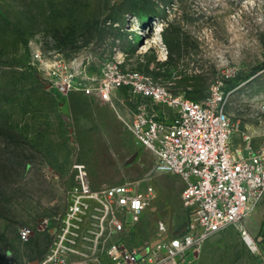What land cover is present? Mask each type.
I'll use <instances>...</instances> for the list:
<instances>
[{
  "label": "rangeland",
  "instance_id": "rangeland-1",
  "mask_svg": "<svg viewBox=\"0 0 264 264\" xmlns=\"http://www.w3.org/2000/svg\"><path fill=\"white\" fill-rule=\"evenodd\" d=\"M110 61L196 102L222 96L234 148L264 143V0H0V264L56 263L53 238L81 175L92 188L134 182L146 196L133 242L160 222L191 230L180 178L156 171L118 115L125 95L112 104L68 87ZM243 225L211 236L198 264H264V196Z\"/></svg>",
  "mask_w": 264,
  "mask_h": 264
},
{
  "label": "built area",
  "instance_id": "built-area-1",
  "mask_svg": "<svg viewBox=\"0 0 264 264\" xmlns=\"http://www.w3.org/2000/svg\"><path fill=\"white\" fill-rule=\"evenodd\" d=\"M73 81H68L69 88L79 86L112 104L118 91L125 95L128 105L122 114L117 110L118 115L135 139L155 154L156 171L180 178L191 230L174 236L160 222L154 238L133 242L146 196L134 182L92 188L81 175L79 186L69 191L64 234L52 232L57 250L48 261L198 264L211 236L244 228L247 213L264 196V143L257 150L250 142L244 150L234 148V124L221 104L222 96L201 103L190 100L154 76L124 70L119 61L106 63L99 77L85 74L78 84ZM62 89L65 92L67 86ZM29 237L30 231L23 230L22 238ZM72 253L77 260H71Z\"/></svg>",
  "mask_w": 264,
  "mask_h": 264
},
{
  "label": "bare ground",
  "instance_id": "bare-ground-1",
  "mask_svg": "<svg viewBox=\"0 0 264 264\" xmlns=\"http://www.w3.org/2000/svg\"><path fill=\"white\" fill-rule=\"evenodd\" d=\"M247 241H248V243H249L254 249H256V245H255V243H254V241H253L252 238H250L249 236H247Z\"/></svg>",
  "mask_w": 264,
  "mask_h": 264
},
{
  "label": "trees",
  "instance_id": "trees-1",
  "mask_svg": "<svg viewBox=\"0 0 264 264\" xmlns=\"http://www.w3.org/2000/svg\"><path fill=\"white\" fill-rule=\"evenodd\" d=\"M261 67H264V63H262V66ZM259 67H257V69H258ZM177 93V92H176ZM184 95H185V97L187 98V96H186V94H185V92H184Z\"/></svg>",
  "mask_w": 264,
  "mask_h": 264
},
{
  "label": "water",
  "instance_id": "water-1",
  "mask_svg": "<svg viewBox=\"0 0 264 264\" xmlns=\"http://www.w3.org/2000/svg\"><path fill=\"white\" fill-rule=\"evenodd\" d=\"M180 234H182V233H174V236H177V235H180Z\"/></svg>",
  "mask_w": 264,
  "mask_h": 264
}]
</instances>
